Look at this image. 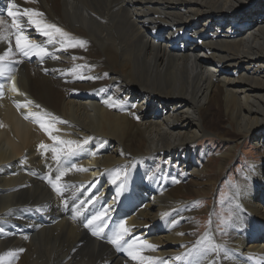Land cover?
<instances>
[{
  "label": "bare ground",
  "instance_id": "obj_1",
  "mask_svg": "<svg viewBox=\"0 0 264 264\" xmlns=\"http://www.w3.org/2000/svg\"><path fill=\"white\" fill-rule=\"evenodd\" d=\"M15 3L38 9L47 23L87 44L67 51L48 45L50 55L42 61L17 55L22 62L0 78L2 264H141L107 242L122 220L131 230L128 239L156 246L141 252L157 258L155 264H183L172 258L192 248L205 231L228 251L227 258L220 252L215 264H264V0ZM7 7L8 0H0V19L10 25ZM21 23L27 24L25 17ZM27 34L45 42L34 28ZM7 46L0 41V53ZM13 76L16 93L10 90ZM109 97L115 107L103 102ZM29 100L31 105L17 108ZM29 112L66 121L54 125L53 135L61 139H92L84 151L57 164L51 151L38 150L41 142L51 147L53 141L32 117L25 119ZM203 138L210 141L205 150ZM245 141L263 154L246 163L234 181L229 166ZM213 143L224 148L214 174L207 158ZM73 164L87 171L68 172L61 197L48 178ZM117 168L128 172L118 198V185L108 182ZM223 176L229 184L222 189L229 200L226 217L234 213L227 234L214 217L199 231L188 194L210 193ZM103 206H110L111 214L100 239L83 222ZM10 251L17 256L8 257Z\"/></svg>",
  "mask_w": 264,
  "mask_h": 264
},
{
  "label": "snow or ice",
  "instance_id": "obj_2",
  "mask_svg": "<svg viewBox=\"0 0 264 264\" xmlns=\"http://www.w3.org/2000/svg\"><path fill=\"white\" fill-rule=\"evenodd\" d=\"M7 17L11 18V24L6 25L5 20L0 19V41L7 43V47L0 53V78H7L12 74L13 64L21 63V60L16 59L17 55L25 58L38 57L42 61L44 57L49 56L48 45H59L60 51H67L68 49L75 48H85L87 42L83 39L76 38L70 33L64 31L61 27L54 23H47L44 20V13L40 12L38 9L34 8H23L21 9L19 5L15 3V0H8L7 7ZM21 17H25L27 24L24 25L21 23ZM31 27L34 28L36 33L40 36L45 37L44 43H38L33 40L28 34L27 29ZM14 40V47H13ZM75 59V58H74ZM83 67V66H80ZM87 67L91 68V65ZM105 76L108 73H104ZM81 79H98L99 77L89 76L84 77L80 76ZM10 90L14 93L18 92L16 83L14 80L10 81ZM4 95L3 85L0 84V97ZM109 107H115L116 105L112 102V98L109 97L103 101ZM32 101H27L26 104H17V108L27 107L31 105ZM135 107V105H132ZM37 108H40L39 105H36ZM32 117L36 122H38L39 127L49 136L53 141V145L49 147L48 145L41 142L38 145V150H42L43 153L49 151L52 152V159L60 163L62 158H68L75 156L78 152L84 151L85 145H87L91 137L85 138L83 141L77 140H64L57 135H53L54 131H58L54 127L56 123H67L66 121H59L58 118L53 116L50 113H41L38 112H29L25 116V119ZM96 152H93L92 155H95ZM123 154V153H122ZM87 171V169L79 168L73 164L70 168H64L59 170L55 178H48V183L51 185L53 191H55L59 196L63 197V192L65 190V185L61 183L63 177H65L70 171ZM128 178V172L125 169L117 168L115 169L110 176L109 184L118 185L116 196H120L121 192L124 190L125 182ZM173 182L179 183V180L173 178ZM237 195L240 194V189L238 185L233 186ZM65 207L67 202L62 199ZM88 204L94 203V198L87 201ZM236 209H240V205H235ZM111 207L103 206L102 211H98L90 217L86 218L83 222V227L90 230L91 235L100 239H104L105 230L109 227L108 219L110 218ZM77 215H80L77 211ZM168 213H165L167 216ZM233 212H229L227 217L220 218V225L222 226L221 230L224 231L228 226H230L233 219ZM75 218V217H74ZM163 218V217H162ZM178 221H173L175 224ZM211 224V219L209 220ZM3 231V229H0ZM131 234V230L126 227L125 221H120L117 228L112 231L111 235L107 237V242L113 245L118 251L125 252L132 260L140 261L141 264H144L145 261L148 264H155L157 258L143 256L141 252L143 249H152L155 250L154 245L148 244L146 241L140 240L139 237L133 239H128ZM224 234H227L224 231ZM178 235H184V233H178ZM25 239L28 237L25 236ZM139 241L140 249L137 250V242ZM184 247V245H181ZM18 252H23L24 249H18ZM220 252L224 253L223 258L228 257V251L224 248L223 245L217 244L213 238L211 231H205L203 236L197 240L196 244L189 248L185 253L176 255L172 259L174 261L183 262V264H204L207 261V264H215V257L219 255ZM213 254V255H210ZM8 257H16V251H10L6 253ZM4 256H0V264H2ZM160 264H167L166 261H160Z\"/></svg>",
  "mask_w": 264,
  "mask_h": 264
},
{
  "label": "rangeland",
  "instance_id": "obj_3",
  "mask_svg": "<svg viewBox=\"0 0 264 264\" xmlns=\"http://www.w3.org/2000/svg\"><path fill=\"white\" fill-rule=\"evenodd\" d=\"M199 143L203 144L202 147H205L204 148V150H205L206 145H207V147H209L208 143H210V141L203 138L202 140L199 141ZM217 144H220V143H213V148L211 149V151H209L210 153L207 155L208 156L207 158L209 160L211 159V161H213V164L211 166L213 174H214V168H215V164L217 162L218 155L220 152H222L224 150L223 145L220 144L221 145L220 146ZM237 148H238L237 149L238 150L237 151L238 156L231 163V165L229 166V170H228L229 178L233 179L232 177H234V179H233L234 181L243 172V168L246 166V163L248 164L253 157L255 159H257L258 157L256 158V156L263 154L250 141L242 142L241 144L238 145ZM262 158H264V157H262ZM239 161L241 163H239ZM145 162L146 163L149 162L148 164L153 163V161L150 159H146ZM154 168L156 170L157 169L160 170L161 166L159 164H156V165L154 164ZM230 175L232 177H230ZM234 183H236V182H234ZM224 186L229 188V184L227 182L226 176H223L221 178V180L218 181L216 189L213 190L214 192L213 191H211L210 193L204 192V193H201L197 196H193L191 194H188V198L190 200H192L194 202V204L196 205V209H197L196 214L197 215H195V218H196L198 225H199V227H198L199 231H204V229H206L208 227V225H210L209 220L211 217H214L215 223L218 224L219 228H222V226L220 225V219L218 220L217 217L218 216L221 217L222 215H223V217H226L225 209L229 206V200L224 196L225 194H223V191H225V190H222ZM216 192H217L218 197L220 199L215 196ZM103 197L105 198V201L107 202L110 200L111 195H109V194L103 195ZM223 197H224V202H222V200H221ZM217 198H218V202L216 200ZM207 209L209 210L208 212L206 211Z\"/></svg>",
  "mask_w": 264,
  "mask_h": 264
}]
</instances>
